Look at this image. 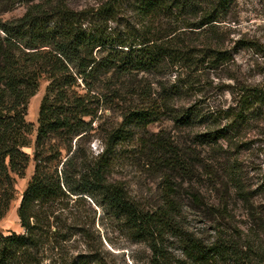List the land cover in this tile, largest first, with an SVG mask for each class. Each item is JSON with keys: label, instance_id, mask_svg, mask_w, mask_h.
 <instances>
[{"label": "trees", "instance_id": "obj_1", "mask_svg": "<svg viewBox=\"0 0 264 264\" xmlns=\"http://www.w3.org/2000/svg\"><path fill=\"white\" fill-rule=\"evenodd\" d=\"M75 1L0 0V221L17 178L34 164L18 209L23 233L0 232V264H118L97 229L105 219L147 248L143 264H248L252 249L244 250L233 227H188L173 179L194 176L195 157L149 127L163 120L179 128L207 125L193 136V144L212 150L210 163L200 166L252 203L231 160L248 128L264 138V80L231 67L247 50L260 60L261 68L249 70L256 77L264 70V44L242 38L226 47L234 0H99L82 10ZM17 3L26 13L4 19ZM213 76L233 81L221 89L232 95L228 108L207 103L220 88ZM44 80L31 156L35 126L26 118ZM187 98L195 99L178 108ZM141 162L164 180L160 205L137 201L118 177ZM191 197L202 208L201 198Z\"/></svg>", "mask_w": 264, "mask_h": 264}, {"label": "rangeland", "instance_id": "obj_2", "mask_svg": "<svg viewBox=\"0 0 264 264\" xmlns=\"http://www.w3.org/2000/svg\"><path fill=\"white\" fill-rule=\"evenodd\" d=\"M99 0H77L74 5L80 10L86 7H93ZM26 13V6L20 3L6 13L3 18L6 20L17 19ZM231 32L226 34L225 43L228 49L234 47V42L238 39L246 38L258 40L264 44V0H234L230 10ZM259 60V59H258ZM260 61V60H259ZM257 57L247 50H242L235 55V64H232L231 70L237 71L238 66L242 68L244 78H249L261 82L264 80V70L255 73L252 78L250 69L261 68ZM254 70V69H253ZM220 74V73H219ZM214 87L219 84L220 88L212 90L208 94L207 103L212 107L223 106L228 108L232 104V95L229 91L222 92L223 85H232L233 81L223 78L222 83L214 76ZM209 81V83L212 82ZM47 81H42L39 91L34 96L28 107L27 122L35 126L34 133L31 136V146L26 152L33 156L34 145L37 138L38 116L42 99L46 93ZM195 98L191 99L194 100ZM177 100V107H188L193 101ZM208 126L205 124H194V126L179 128L169 120H163L160 123L149 127V131L154 134H161L170 141H174L181 149L193 152L195 166L194 176H176V187L180 193V202L184 206L186 213V224L194 231L203 232L213 227L216 222L226 226L233 227L238 231L237 235L242 236L241 244L249 245L251 251H248V264H264V138L256 128H248L241 134L244 146L232 156V162L238 161L242 171V179L246 188L250 189L253 197L252 203H245L235 192L229 190L225 184L218 182L219 178L207 175L204 168L200 166L212 157V150L193 144V136L205 132ZM224 142V141H223ZM225 143V142H224ZM247 143V144H246ZM223 144V143H221ZM93 150L98 152L100 145L95 143ZM144 163L130 165L120 170L118 177L123 179L128 187L131 197L137 201L151 206L161 204L162 194L165 188L164 180L158 175L144 168ZM34 172V164L31 163L26 171L24 178H17L15 185V197L10 210L4 219L0 221V232L8 234L16 232L23 233L18 217V209L21 202V196ZM221 174V173H220ZM223 175V174H222ZM225 181V180H224ZM255 191L256 193H254ZM191 193L201 198V207L191 197ZM219 211L225 214V218L219 215ZM97 229L101 231L104 250L107 252L110 261H116L118 264H143L149 254L147 248L142 244H136L130 241L120 226L113 224L105 219L104 224L98 223ZM206 237L211 234L205 232ZM246 251L247 248L244 247ZM229 264H237L231 262ZM242 264V263H240Z\"/></svg>", "mask_w": 264, "mask_h": 264}]
</instances>
